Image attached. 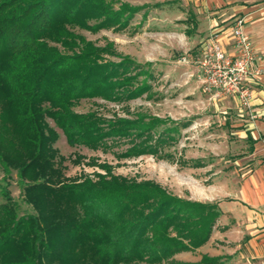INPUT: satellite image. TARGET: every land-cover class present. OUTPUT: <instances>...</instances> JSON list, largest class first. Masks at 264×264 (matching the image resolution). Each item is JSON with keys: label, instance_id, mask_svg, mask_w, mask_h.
<instances>
[{"label": "trees", "instance_id": "1", "mask_svg": "<svg viewBox=\"0 0 264 264\" xmlns=\"http://www.w3.org/2000/svg\"><path fill=\"white\" fill-rule=\"evenodd\" d=\"M121 6L113 11L106 0H0V162L28 181L26 200L36 211L20 214L0 182V264L217 262L207 256L194 263L173 259L209 240L220 215L217 203L114 175L106 165L95 179L70 180L53 147L58 133L47 117L71 145L107 148L108 141L126 138L131 147L123 154L129 155L153 138L156 117L105 119L74 110L82 99L118 100L149 88L146 80L132 86L143 73L134 61H100L106 48L75 32L125 28L137 7ZM177 128H165L154 147L140 152L167 144Z\"/></svg>", "mask_w": 264, "mask_h": 264}, {"label": "rangeland", "instance_id": "2", "mask_svg": "<svg viewBox=\"0 0 264 264\" xmlns=\"http://www.w3.org/2000/svg\"><path fill=\"white\" fill-rule=\"evenodd\" d=\"M106 2L113 11L121 5L137 7V10L123 29L99 27L88 30L77 27L75 32L96 46L106 48L99 54L100 61L115 63L125 57L134 61L143 73L138 75L132 86L146 80L149 88L142 94L123 96L118 100L100 96L82 99L74 110L80 113L94 111L105 119L139 116L148 122L150 117H156L159 121L151 131L152 146L156 145L155 138L165 128L177 125L178 131L171 132L173 139L167 144L158 146L156 150L152 148L154 152L151 149L140 152L142 146L150 147L148 141L137 147V154L124 155L123 152L131 147L126 138L108 141L107 148L71 145L62 129L47 117L49 126L58 133L53 147L63 158L66 177L70 180L95 179L97 173H104L102 165H106L114 175L153 181L183 198L229 197L225 188L230 193L242 174V171L234 169V166L238 167L235 163L244 165L251 162L246 154H240L248 143L244 139L239 140L236 134L242 123L238 101L229 96L204 93L196 78L193 61L198 57L199 44L194 35L196 27L192 26L190 18L194 16L197 19L200 15L197 6L191 0ZM148 72L150 78L147 77ZM239 108L243 111L241 113L252 118L254 112H248L240 105ZM0 182L8 185L20 214L36 212L26 200L24 185L28 181L21 180L16 169L7 170L0 162ZM3 201L5 199L0 196V202ZM183 252L186 254H181ZM183 252L175 254L173 259L184 262V259H195L201 255L196 249Z\"/></svg>", "mask_w": 264, "mask_h": 264}, {"label": "crops", "instance_id": "3", "mask_svg": "<svg viewBox=\"0 0 264 264\" xmlns=\"http://www.w3.org/2000/svg\"><path fill=\"white\" fill-rule=\"evenodd\" d=\"M191 1L200 14L197 19L194 16L190 18L192 26L196 27L194 35L199 46L211 29H226L236 17L244 15V31L261 56L264 68V0ZM247 109L254 112L251 119L241 113L243 111L238 105L242 123L236 134L239 140L244 139L248 143L240 154H246L251 162L244 165L235 163L238 167L234 166V169L242 171V174L230 193L225 188L229 197L192 199L217 203L220 215L209 240L196 249L201 255L195 259H184V262H197L202 256H207L216 257L215 264H264V73L254 87L253 99Z\"/></svg>", "mask_w": 264, "mask_h": 264}, {"label": "built area", "instance_id": "4", "mask_svg": "<svg viewBox=\"0 0 264 264\" xmlns=\"http://www.w3.org/2000/svg\"><path fill=\"white\" fill-rule=\"evenodd\" d=\"M245 19L242 15L226 29H211L201 41L193 63L204 93L233 97L240 107L247 109L264 68L261 56L244 31Z\"/></svg>", "mask_w": 264, "mask_h": 264}]
</instances>
